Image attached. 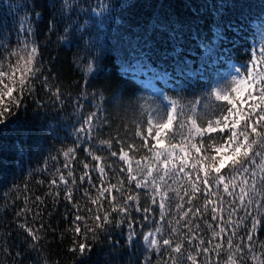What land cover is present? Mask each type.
<instances>
[{
    "label": "snow or ice",
    "instance_id": "1",
    "mask_svg": "<svg viewBox=\"0 0 264 264\" xmlns=\"http://www.w3.org/2000/svg\"><path fill=\"white\" fill-rule=\"evenodd\" d=\"M58 11L64 14L65 5L60 4ZM55 37L52 44L59 48L67 34L56 32ZM42 49L46 50L35 39L26 38L0 60V122L34 92L35 81L63 103L61 88L53 83L60 74L44 60ZM73 63L82 71L81 80L75 82L79 126L73 129V146L58 151L64 157L61 166L49 152L52 168L46 159L40 169L48 172L47 181H40L47 182L48 191L34 197L39 208L45 196L55 202L63 194L67 201L63 216L71 217V253L82 255L101 233L110 240L113 231L126 228L125 244L137 237L143 242L141 264H264V47L259 56L253 52L248 67L228 88L214 92L207 107L177 97L160 116L147 99L121 100L114 109L123 112L133 127L123 134L109 133L107 139L104 129L111 125L108 111L103 110V93L90 90L86 81L92 64H80L77 54ZM89 99L95 101L94 111H84L82 101ZM76 145H87L80 150L95 163L76 160ZM99 151L107 153L103 163ZM74 162L82 165L80 185L71 167ZM85 182L89 187L83 196L97 206L95 211L87 209L90 215L81 214L74 196ZM101 200L107 201V208ZM31 211L25 197V208L15 216ZM38 217L35 212L32 220ZM16 223L27 233L24 242L36 250L44 224L36 229L26 219ZM10 236L5 233L0 239V251L7 257H12L14 248L8 243ZM13 264H23L20 251H15Z\"/></svg>",
    "mask_w": 264,
    "mask_h": 264
},
{
    "label": "trees",
    "instance_id": "2",
    "mask_svg": "<svg viewBox=\"0 0 264 264\" xmlns=\"http://www.w3.org/2000/svg\"><path fill=\"white\" fill-rule=\"evenodd\" d=\"M60 4L65 5L64 14L58 11ZM56 32L67 34L59 48L52 44ZM26 38L46 49H42L44 60L60 74L53 83L61 88L63 103L35 81L34 92L26 94L20 108L0 122V225L4 226L0 239L11 233L8 243L14 247L12 257L0 251V264H13L15 251L22 253L23 264H37V259L40 264L45 260L48 264H141L143 242L137 237L125 244L126 228L113 231L110 240L101 233L82 255L71 253V217L63 216L67 201L62 193L55 202L52 196H45L44 203L35 207L34 197L48 191L47 182L40 183L47 181L48 172L40 169L49 152L61 166L64 157L58 151L73 146V129L79 126L74 111L75 82L81 80L82 71L73 63V54L79 55L80 64H92L86 81L90 90L103 93V110L108 111L111 125L104 129L107 139L109 133L115 136L133 127L123 112L114 109L121 100L147 99L160 116L177 97L207 107L216 90L230 86L225 76L227 61L233 59L248 67L253 52L259 56L264 47V0H72L70 4L67 0H0V60ZM82 103L84 111L95 110V101ZM75 147L76 160L95 163L80 150L87 145ZM96 154L103 163L107 153ZM52 166L48 159L49 169ZM71 167L80 185L82 165L74 162ZM85 187H89L86 182L74 196L81 214L90 215L87 209L95 211L97 206L84 198ZM89 191L95 194V189ZM25 197L32 211L17 218L15 213L25 208ZM101 203L107 208V201ZM35 212L39 217L33 221ZM17 219H26L36 229L44 224L36 250L24 242L27 233L18 228Z\"/></svg>",
    "mask_w": 264,
    "mask_h": 264
},
{
    "label": "rangeland",
    "instance_id": "3",
    "mask_svg": "<svg viewBox=\"0 0 264 264\" xmlns=\"http://www.w3.org/2000/svg\"><path fill=\"white\" fill-rule=\"evenodd\" d=\"M227 65H228V69L226 70L225 76L226 79H228L229 81H232L236 76L242 74V71L247 68L240 66V64L233 59L227 61Z\"/></svg>",
    "mask_w": 264,
    "mask_h": 264
}]
</instances>
